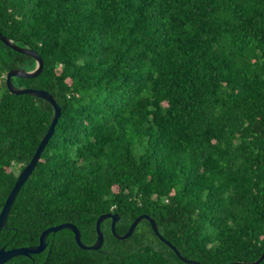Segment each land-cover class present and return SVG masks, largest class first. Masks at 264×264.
Segmentation results:
<instances>
[{
    "label": "trees",
    "instance_id": "16d2710c",
    "mask_svg": "<svg viewBox=\"0 0 264 264\" xmlns=\"http://www.w3.org/2000/svg\"><path fill=\"white\" fill-rule=\"evenodd\" d=\"M0 33L43 61L12 84L44 89L61 108L0 248L34 246L64 222L91 245L111 212L118 234L149 215L201 264L261 256L264 0H0ZM35 65L0 40V209L53 116L47 101L7 89L8 71ZM110 223L96 250L63 228L42 252L4 264H193L146 219L125 239Z\"/></svg>",
    "mask_w": 264,
    "mask_h": 264
},
{
    "label": "water",
    "instance_id": "95a60500",
    "mask_svg": "<svg viewBox=\"0 0 264 264\" xmlns=\"http://www.w3.org/2000/svg\"><path fill=\"white\" fill-rule=\"evenodd\" d=\"M0 40L5 45L14 49L15 51H17L19 53L26 54V55L34 58L35 62H36L35 68L33 70L27 71L24 69H11L10 71H8V73L6 74V77H5V83H6L7 89L11 93L17 94V95H19V94H28V95H33V96L36 95V97H39V98L47 101L53 108V116H52L50 125H49L45 135L42 137V139L38 143V146H37L36 150L34 151V154L32 155L29 162L27 164H25L24 167L18 172L17 178H16L10 192L7 194V197L4 201L2 208L0 209V230H1L6 225V221H7V217H8L10 208L14 202V199H15L18 191L20 190L21 186L25 183L27 178L32 173L33 169L35 168L36 163L40 159L41 152L43 151L45 145L47 144L49 138L51 137V135L54 131V127H55V124L57 123L58 117L60 115L61 108L56 103V101L52 97V95L44 89L17 88L12 84L11 78L14 76L23 77V78L36 77L40 73V71L43 67V61L35 50H33L29 47H21V46L16 45L12 40H10L6 36L2 35L1 33H0ZM107 218L111 219L110 230H111V233L114 235V237H116L117 239H125V238L129 237L133 233L135 227H137V224L139 223V221L141 219H146L149 221L154 234L162 242H164L166 245H168L181 260H183L187 263L201 264L198 261L189 260V259L184 258L181 255V253L174 247V245H172L169 241H167L166 239L163 238V236L159 233V231L157 229V225H156L155 220L152 219L149 215L141 214V215L137 216L131 222V224L128 227V230L124 234H118L115 230V224L118 221L119 216L117 213H111V212L103 213V214L98 216L96 223H95L96 240L91 245H84V243L81 241V238H80V232H79L78 228L73 223L64 222V223L52 225V226L45 228L39 236L38 244H36L34 246L17 247V248H11V249L0 248V264H4L5 262H7L8 260H10L11 258H13L15 256H19V255L29 256L32 253L35 254V253L42 252L45 249V247L47 246L46 236L51 232H56V231L61 230L63 228L69 229L73 233L75 242L78 245V247H80L81 249L96 250L97 248H100L102 243H103V232L100 230V224L104 219H107ZM261 253H262L261 256L257 260L252 261V262H229L226 264H257L264 257V250Z\"/></svg>",
    "mask_w": 264,
    "mask_h": 264
},
{
    "label": "rangeland",
    "instance_id": "374dc122",
    "mask_svg": "<svg viewBox=\"0 0 264 264\" xmlns=\"http://www.w3.org/2000/svg\"><path fill=\"white\" fill-rule=\"evenodd\" d=\"M13 169L17 172L18 170H17V167H15V166H13Z\"/></svg>",
    "mask_w": 264,
    "mask_h": 264
}]
</instances>
